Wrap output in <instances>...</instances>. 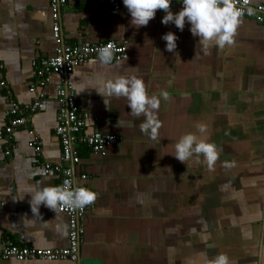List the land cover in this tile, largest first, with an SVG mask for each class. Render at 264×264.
<instances>
[{"label":"crops","instance_id":"crops-1","mask_svg":"<svg viewBox=\"0 0 264 264\" xmlns=\"http://www.w3.org/2000/svg\"><path fill=\"white\" fill-rule=\"evenodd\" d=\"M264 4V0H252ZM181 2L172 1L178 12ZM157 10L146 26L131 25L125 8L113 14L108 0H66L62 32L69 44L123 42L128 58L101 65L97 57L69 77L76 102L88 113V132L117 135L104 153L81 149L76 174L96 193L83 220L77 261H20L0 256V264H211L225 254L230 264H264V22L242 16L233 42L205 50L189 31L162 24ZM176 33V49L162 35ZM50 0H0V81L29 106L36 81L33 62L54 53ZM137 75L150 95L160 99L156 139L140 131L143 115L133 117L124 97H106L95 89L80 91L103 76ZM58 79L45 88L46 106L29 114L6 154L0 139V248L69 246V217L45 207L33 213L30 186L60 185L44 162L61 163L63 146L56 134ZM164 90L168 99L159 97ZM8 101L0 84V129L9 121ZM124 127L118 125V120ZM204 125V131L198 126ZM34 129L41 149L29 145ZM214 143L219 156L210 170L203 155L185 162L175 157L180 137ZM225 162L231 167H225Z\"/></svg>","mask_w":264,"mask_h":264},{"label":"built area","instance_id":"built-area-1","mask_svg":"<svg viewBox=\"0 0 264 264\" xmlns=\"http://www.w3.org/2000/svg\"><path fill=\"white\" fill-rule=\"evenodd\" d=\"M180 2V0H172ZM237 4L240 0H236ZM66 0H50L52 13V32L55 40L54 53L47 57H42L33 62L35 68L36 81L29 88L34 95V99L29 106L21 104L14 96L11 85L7 80L0 81L5 89L8 101L7 115L8 123L0 129V139L7 145L6 154H10L15 147L14 134L27 125L29 114L43 109L48 96L45 88L53 76L58 79L56 90L59 102L58 125L55 129L57 136L63 146V159L61 163L44 162L43 170L47 174L58 173L60 175V185L68 181L71 187H85L80 181L86 180L88 175L76 174L75 166L80 162L81 149L89 148L94 153H104L107 146L117 140L115 134H105L100 131L88 132L87 112H83L76 102L75 92L69 86V77L74 70L92 58L97 57L98 49L110 47L113 61H122L128 58V47L123 42L108 40L101 43H89L79 41L69 44L65 41L62 32V8ZM110 10L113 14H120L125 9L122 0H108ZM251 8L252 14H248L247 9ZM243 16L254 18L258 22H264V4H255L252 0L242 8ZM98 58V57H97ZM4 64L0 62V73ZM30 136L29 145L37 150L41 149V140L34 129H28ZM88 205L82 208H69L60 206L58 210L69 217V246L64 248H36L33 246L19 247L13 244L0 248V256L5 259L15 258L20 261L45 259L72 260L79 259L80 245L84 234L83 220L86 215Z\"/></svg>","mask_w":264,"mask_h":264},{"label":"clouds","instance_id":"clouds-1","mask_svg":"<svg viewBox=\"0 0 264 264\" xmlns=\"http://www.w3.org/2000/svg\"><path fill=\"white\" fill-rule=\"evenodd\" d=\"M172 0H122L123 5L130 15L131 25L139 28L146 26L156 15V11L162 10L165 14L161 18L162 24H174L183 31L187 23L189 31L193 37H197L201 46L207 48L214 42L219 48L230 45L238 25L242 21V8L248 0H180L182 7L178 12L170 10ZM252 9L248 8V14H252ZM166 42L165 48L172 52L176 49V33L169 31L162 35ZM97 57L101 65H109L112 61V51L110 47L98 49ZM95 89L104 97H124L127 106L133 117L143 115L144 120L140 123V131L148 135L151 139H156L160 121L156 111L160 106V99L156 95H150L146 90L145 82L137 75H117L111 78L103 76L93 79L91 85L87 81L81 82L80 91L85 89ZM168 92L162 90L159 97L168 99ZM105 103L106 99H105ZM118 125L124 127V123L119 119ZM199 131L203 132L204 125L198 126ZM193 154L203 155L207 161L208 168L211 170L218 159L219 151L214 143L203 140L198 141L193 133H187L180 137L175 144V157L185 162ZM225 167L231 164L225 162ZM30 194L29 201L33 213H39V207L43 204L54 210L60 206L69 208H82L91 204L96 193L86 187H71L68 181L62 186L46 185L43 187L30 186L25 190V194ZM211 264H230L229 258L225 254L217 255Z\"/></svg>","mask_w":264,"mask_h":264}]
</instances>
